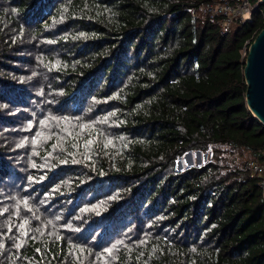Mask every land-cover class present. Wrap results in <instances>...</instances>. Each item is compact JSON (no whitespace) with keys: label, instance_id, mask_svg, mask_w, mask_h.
I'll return each mask as SVG.
<instances>
[{"label":"trees","instance_id":"obj_1","mask_svg":"<svg viewBox=\"0 0 264 264\" xmlns=\"http://www.w3.org/2000/svg\"><path fill=\"white\" fill-rule=\"evenodd\" d=\"M209 1L0 0V264H264L238 162L264 143L243 78L264 18L220 35Z\"/></svg>","mask_w":264,"mask_h":264},{"label":"built area","instance_id":"obj_2","mask_svg":"<svg viewBox=\"0 0 264 264\" xmlns=\"http://www.w3.org/2000/svg\"><path fill=\"white\" fill-rule=\"evenodd\" d=\"M262 0H211L202 3L198 11L214 19L220 35L228 34L233 25L251 22L255 11L264 18ZM246 53L243 52V56ZM259 160H246L243 167L259 178V187L264 190V143L258 151Z\"/></svg>","mask_w":264,"mask_h":264},{"label":"water","instance_id":"obj_3","mask_svg":"<svg viewBox=\"0 0 264 264\" xmlns=\"http://www.w3.org/2000/svg\"><path fill=\"white\" fill-rule=\"evenodd\" d=\"M262 5L264 7V0ZM247 45L243 68L245 103L252 116L264 128V27L251 43L246 42Z\"/></svg>","mask_w":264,"mask_h":264},{"label":"rangeland","instance_id":"obj_4","mask_svg":"<svg viewBox=\"0 0 264 264\" xmlns=\"http://www.w3.org/2000/svg\"><path fill=\"white\" fill-rule=\"evenodd\" d=\"M257 14V12H254V15L257 16ZM247 157V154L241 155V157H238V162H242L244 164ZM212 159L213 157L211 151L201 152L195 150L193 152H186L181 159L177 160L176 166L178 170H182L183 168L202 166L212 161Z\"/></svg>","mask_w":264,"mask_h":264}]
</instances>
